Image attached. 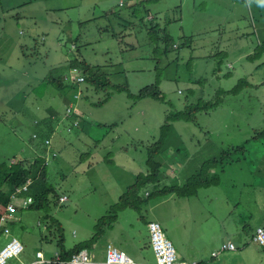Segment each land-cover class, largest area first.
Masks as SVG:
<instances>
[{"label":"rangeland","instance_id":"obj_1","mask_svg":"<svg viewBox=\"0 0 264 264\" xmlns=\"http://www.w3.org/2000/svg\"><path fill=\"white\" fill-rule=\"evenodd\" d=\"M120 1L0 0L10 14L0 24V36L6 29L9 39L0 42V165L44 153L47 184L55 191L46 205L19 209L22 220L0 234V250L12 237L24 246L6 264H28L40 250L49 259L61 247L69 252L78 246L104 264L108 244L139 263L154 264L150 220L160 223L180 259L264 264L263 247L252 240L254 229L264 227V54L248 58L264 42V0H148L133 19L125 18L131 0ZM146 12L162 13L160 23L144 25L140 16ZM68 60L90 65L86 83L69 81L71 70L61 68ZM59 75L66 87L52 81ZM105 78L134 94L156 85L169 105L137 99L133 118L130 108L121 112L129 99L125 92L99 105L112 92L110 84L95 88ZM243 80L248 84L237 94H227L194 122L172 123L156 159L170 182L185 183L206 159L229 151L225 163L211 171L218 184L191 197L150 198L140 211H119L111 224L114 205L134 182L125 170L145 172L148 145L161 137L167 109L211 100ZM71 105L82 114V127L65 118ZM108 109L120 114L118 121L102 116L104 124L96 122ZM245 143L247 150L238 153L236 147ZM1 189L5 193L6 185ZM61 195L67 196L64 203ZM229 242L236 249L221 251Z\"/></svg>","mask_w":264,"mask_h":264},{"label":"trees","instance_id":"obj_2","mask_svg":"<svg viewBox=\"0 0 264 264\" xmlns=\"http://www.w3.org/2000/svg\"><path fill=\"white\" fill-rule=\"evenodd\" d=\"M263 54L264 42L255 50L253 54L249 55L248 58L250 60H257V58L261 57ZM61 68L67 70H71L73 68H81L86 77V82L88 78L87 75H89L90 77L92 76V69L90 65H88V63L84 60L80 63H77L73 60H68V62H66L65 65ZM52 81L56 83L58 87H66V85H64L63 83L62 75H59L57 77L53 76ZM109 84L110 90H112V92L107 94L106 98L102 101H99L97 104H103L111 93L125 92L129 96V98L133 100L150 97L159 99L169 105V102L166 101L164 95L156 85L151 86L138 94H134L125 85H111V83ZM109 84L107 83V79H105L100 80V82L94 86L96 88V86L99 85L106 86ZM247 84L248 81L243 80L234 89L229 91L221 90L211 100L202 101L197 104H187L181 111L167 109L165 114V122L161 127V137L156 142L148 145V167L145 172H141L137 175L133 184L129 185L126 188L124 193L119 198L118 202L114 205L108 217L111 220V224L115 223L119 211L126 208H133L137 211H140L141 205L147 202L150 198L154 199L157 197H166L171 195L176 197H191L195 196L202 188H207L218 184V178L213 175L211 171L218 164L225 163V157L231 155L229 151H223L220 158L212 157L206 159L201 164L199 170L195 174L191 175L187 179V181L182 184L179 183L176 179L175 181L170 182V177L166 175V172L163 169V165L160 162H157L156 159H158L157 157L164 147V141L167 133L170 131L172 123H174L175 121L194 122L196 120L197 114L214 109L222 102L224 96H226L227 94H237L239 90ZM235 150H237V152L240 154H244V152L247 150L246 143L237 146ZM41 163L42 158L38 157L35 160L21 161L16 165L14 164L8 167L0 165V205L2 207H4L10 201L11 194L15 190L16 186L22 184L29 176L36 175ZM46 168L47 167H44L41 173V177L37 181V184L30 190L31 194L38 195V199L34 201L30 208L46 205L50 201L51 196H55V191L47 184ZM4 184L6 185L5 193H3L1 189ZM143 190H146L144 192L145 194H142ZM59 241L60 242L58 246L61 247V239ZM82 249L84 248L78 246L68 252L66 249H63L61 247L59 259L60 261L64 262L68 261L73 254Z\"/></svg>","mask_w":264,"mask_h":264},{"label":"built area","instance_id":"obj_3","mask_svg":"<svg viewBox=\"0 0 264 264\" xmlns=\"http://www.w3.org/2000/svg\"><path fill=\"white\" fill-rule=\"evenodd\" d=\"M123 4V2H121ZM154 16L148 17L150 20H154ZM176 47V45H174ZM70 82L75 85H81L86 83V77L84 72L80 68H73L70 71ZM81 95V92H77L75 95L78 98ZM65 118H72V126L78 127L80 125V120L75 115V110L72 105L68 107L65 113ZM70 130V128H69ZM45 145L48 149L51 146V140L46 139ZM57 153L52 152V156L56 157ZM49 157H47L42 163L35 176H29L22 184L15 187V190L12 192L10 201L1 208L0 212V234L10 233L11 227L10 223L14 221H21L22 218L18 215L19 209H28L38 199V196L31 194L30 190L37 184L38 179L41 177V173L48 163ZM22 199V204L19 206L17 204V199ZM67 200L66 195H61L59 197V202L64 203ZM148 229L150 235V244L155 252L156 263L154 264H198L192 263L187 260L180 259L173 242L166 236L163 231L160 223L158 221L152 220L148 222ZM252 240L259 246L264 248V227L258 226L253 232ZM236 246L234 243L229 242L223 244L221 251L223 250H235ZM24 250L23 244L16 238L12 237L10 241L0 250V264H6L7 260L13 257H17ZM214 255H217L215 253ZM59 256L54 254L50 262H55L59 264H100L91 259L87 249H82L77 253L73 254L72 257L67 261H58ZM53 259H55L53 261ZM43 255V251L37 252V259L28 263V264H44L47 262ZM104 264H147V263H138L132 257L127 255L124 251L120 250L118 247L113 244H108L106 248V258L103 262Z\"/></svg>","mask_w":264,"mask_h":264},{"label":"crops","instance_id":"obj_4","mask_svg":"<svg viewBox=\"0 0 264 264\" xmlns=\"http://www.w3.org/2000/svg\"><path fill=\"white\" fill-rule=\"evenodd\" d=\"M146 1H148V0H131V3H130V6H128L130 9H131V11L126 15V19H128V17L130 18V19H133V18H137V10H136V8H138L143 2H146ZM121 2H123V0H121L120 1V3H119V5H123V4H125V3H123V4H121ZM113 13H115V11H112ZM146 15H144V16H140V20H141V22L144 24V25H147V23L148 22H150V23H152L153 25H156V24H159L160 23V20L162 19V17H163V14L162 13H159V12H156L153 16L155 17L154 18V20H150V19H148V17H150V16H152V14H151V12H146L145 13ZM10 14H9V12H6V15H5V8L4 7H2V6H0V24H3L2 23V20L1 19H4V20H6V18L9 16ZM17 16H19V15H17ZM14 19H16L17 17H15V16H12ZM4 25H6L5 24V22H4ZM134 25V24H133ZM3 33L4 34H2L1 36H0V42H5L6 40L8 41L9 39L7 38V36H8V32H7V30L6 29H4L3 30ZM185 45H187V46H189V47H192V40L190 39H185ZM174 47V46H173ZM106 79V78H105ZM116 94L117 93H111L110 95H109V97L107 98V100L102 104V105H104V106H106V105H108V104H110V102H113V100L116 98ZM128 96V95H127ZM129 98V97H128ZM145 98H148V97H145ZM142 99H144V98H142ZM142 99H140V100H142ZM102 100H104V99H102ZM101 100V101H102ZM119 100H124V99H120L119 98ZM134 101H137V102H134ZM139 102V100H133V99H131V98H129L128 99V101H125V108H123L122 109V113H124V112H126L129 108H130V117L131 118H133V109H134V107L137 105V104H139L138 103ZM149 104H152V103H149ZM73 108H74V106H73ZM91 114V111H90V113H89V115ZM150 114V113H149ZM75 115H76V117H78L79 118V120H80V125H79V127H82L83 126V124H84V119L82 118V114H76L75 113ZM102 116H105V117H108V118H110V119H112V120H114V121H118V119H119V117H120V114L119 113H116V111L115 110H113V109H108V111L106 112V113H104V114H101V115H98V116H96V119L97 120H95L96 122H98L99 124H104V118L102 117ZM69 120V124L70 125H72V118L71 119H68ZM134 120H136V119H134ZM137 121V120H136ZM106 123V122H105ZM106 125V124H105ZM104 125V126H105ZM130 135H131V133H129ZM34 137H35V135H34ZM44 150H45V147H44ZM46 151V150H45ZM126 152H128V151H126ZM40 154H42V155H40ZM38 156H41V158L42 157H45V154L44 153H40ZM36 158H38V157H36ZM35 158V159H36ZM133 160V159H132ZM90 165H92V163H90ZM141 168H136V169H134V168H131L130 170H125V171H129V173L131 174V179L133 178L134 179V181H135V178L137 177V175L139 174V173H141V170H140ZM176 180L178 181V179L176 178ZM173 182V181H172ZM180 183V182H179ZM182 184V183H181ZM129 185H131V184H129ZM129 185H127L126 187H125V190H126V188L129 186ZM1 211V210H0ZM150 221H152V220H150ZM149 221H147V223H148ZM147 228H148V226H147ZM254 232V231H253ZM149 240H150V237H149ZM115 246V245H114ZM263 250H264V248H263ZM40 251H42V250H40ZM123 251V250H122ZM58 256H59V253H56ZM55 254V255H56ZM51 259V257L48 259V261L47 262H50L49 260ZM55 259H53V261H54ZM58 261H60V259L58 258ZM56 262V261H55ZM64 262V261H63ZM65 262H67V261H65ZM97 262V261H96ZM139 263V262H138ZM141 263H142V261H141ZM143 263H145V262H143ZM59 264V263H58ZM148 264V263H147Z\"/></svg>","mask_w":264,"mask_h":264}]
</instances>
